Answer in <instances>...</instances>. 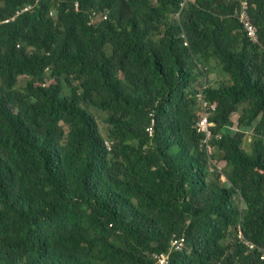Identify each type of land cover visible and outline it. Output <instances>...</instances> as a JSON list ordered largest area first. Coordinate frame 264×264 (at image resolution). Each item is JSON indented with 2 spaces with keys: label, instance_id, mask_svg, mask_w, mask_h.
Listing matches in <instances>:
<instances>
[{
  "label": "trees",
  "instance_id": "trees-1",
  "mask_svg": "<svg viewBox=\"0 0 264 264\" xmlns=\"http://www.w3.org/2000/svg\"><path fill=\"white\" fill-rule=\"evenodd\" d=\"M30 4L0 24V264H264V0H0V20Z\"/></svg>",
  "mask_w": 264,
  "mask_h": 264
},
{
  "label": "built area",
  "instance_id": "built-area-1",
  "mask_svg": "<svg viewBox=\"0 0 264 264\" xmlns=\"http://www.w3.org/2000/svg\"><path fill=\"white\" fill-rule=\"evenodd\" d=\"M247 8H248L247 2H244L243 3V9H242L243 18L240 21H242L241 23L243 24L248 36L252 40H257V37H256L257 29H256L255 25L251 22V20H249V17L245 14V13H247V11H246ZM205 86H206V82H205L202 90L198 93V99L200 101H204L203 89ZM205 106H207L206 103H205ZM210 108L212 110H215V108H216L215 104H212L210 106ZM212 124L213 123L211 122V111L208 108L206 111H204L203 115L201 116V119L199 120V127H200V129L207 131V134L209 135L210 134V125H212ZM106 144H107L108 148L110 149L111 143L108 141ZM240 238H242V235H240ZM185 243H186L185 237L174 235L170 241L169 252L173 253V252L183 251ZM244 243L248 246V248L250 250H254L257 248L256 245H254L253 243H250L246 240H244ZM260 251H261L260 259L264 260V250H260ZM154 258H155V264H170V258L171 257L169 254L156 255Z\"/></svg>",
  "mask_w": 264,
  "mask_h": 264
},
{
  "label": "clouds",
  "instance_id": "clouds-1",
  "mask_svg": "<svg viewBox=\"0 0 264 264\" xmlns=\"http://www.w3.org/2000/svg\"><path fill=\"white\" fill-rule=\"evenodd\" d=\"M245 2V1H244ZM243 2V3H244ZM247 5H248V2H247ZM32 7V5L30 4V5H26L25 7H22V8H20V9H18L12 16H10V17H7V18H5V19H3V20H0V24H2V23H8V22H10V21H12V20H14L19 14H21L22 12H24V11H27V10H29L30 8ZM104 18H107V14L104 16ZM187 43V42H186ZM207 79H204V83H203V85H202V87H201V90H202V88H203V86H204V84H205V82H206V86L204 87V88H206L207 87V81H206ZM203 92H204V89H203ZM215 106H217L216 104H215ZM214 111H216V108H215V110ZM201 118H199V120H200ZM199 120H198V127H199ZM100 122V121H99ZM211 122L213 123L212 125H210V134L208 135L207 134V131H205V130H202V129H200V127H199V129L200 130H202V131H204L205 133H206V138H208L209 139V137L211 136V134H212V129H211V127L214 125V122L211 120ZM110 142L111 144H112V142L110 141V140H106L105 141V144L107 143V142ZM106 146H107V144H106ZM107 148H108V146H107ZM109 149V148H108ZM111 149V148H110ZM213 149V147H210L209 146V148H208V151L211 153V150ZM221 162V161H220ZM220 162H215L218 166H219V163ZM219 168H221L220 166H219ZM248 242H250V241H248ZM250 243H252V242H250ZM254 244V243H253ZM246 245V244H245ZM255 245V244H254ZM247 246V245H246ZM248 247V246H247ZM258 248H256V249H254V250H257ZM253 250V251H254ZM259 250V253H260V256H261V251L260 250H264V249H258Z\"/></svg>",
  "mask_w": 264,
  "mask_h": 264
},
{
  "label": "rangeland",
  "instance_id": "rangeland-1",
  "mask_svg": "<svg viewBox=\"0 0 264 264\" xmlns=\"http://www.w3.org/2000/svg\"><path fill=\"white\" fill-rule=\"evenodd\" d=\"M243 4V3H242ZM248 17H249V20H250V16L247 14V13H245ZM245 15V16H246ZM239 18H240V20H242V18H243V11L239 14ZM245 18V17H244ZM240 22H242V21H240ZM210 77H213V78H216L217 76L216 75H214V74H212ZM233 119H234V121H236L237 119H238V114H234L233 115ZM99 121H100V124H101V127L102 128H104V123H103V121H102V118H99ZM219 166L221 167V168H223V167H225V161H221L220 163H219Z\"/></svg>",
  "mask_w": 264,
  "mask_h": 264
}]
</instances>
